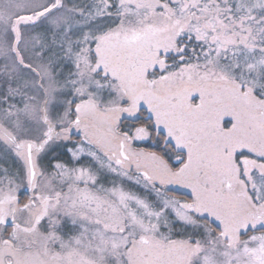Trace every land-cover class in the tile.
Segmentation results:
<instances>
[{"label":"snow or ice","instance_id":"1","mask_svg":"<svg viewBox=\"0 0 264 264\" xmlns=\"http://www.w3.org/2000/svg\"><path fill=\"white\" fill-rule=\"evenodd\" d=\"M0 264H264V0H0Z\"/></svg>","mask_w":264,"mask_h":264}]
</instances>
